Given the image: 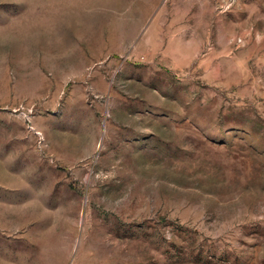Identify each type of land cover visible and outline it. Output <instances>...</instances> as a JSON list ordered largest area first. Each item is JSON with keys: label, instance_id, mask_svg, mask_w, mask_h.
<instances>
[{"label": "rangeland", "instance_id": "obj_1", "mask_svg": "<svg viewBox=\"0 0 264 264\" xmlns=\"http://www.w3.org/2000/svg\"><path fill=\"white\" fill-rule=\"evenodd\" d=\"M0 264H264V0H0Z\"/></svg>", "mask_w": 264, "mask_h": 264}, {"label": "crops", "instance_id": "obj_2", "mask_svg": "<svg viewBox=\"0 0 264 264\" xmlns=\"http://www.w3.org/2000/svg\"><path fill=\"white\" fill-rule=\"evenodd\" d=\"M158 20L159 15L141 31H132L135 37L138 36L135 49L146 54V64L149 68L179 70L190 59L189 47L186 46L185 40H182L184 33L177 28L167 29Z\"/></svg>", "mask_w": 264, "mask_h": 264}]
</instances>
